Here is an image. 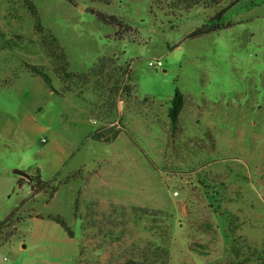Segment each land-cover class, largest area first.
Here are the masks:
<instances>
[{"label": "rangeland", "instance_id": "1", "mask_svg": "<svg viewBox=\"0 0 264 264\" xmlns=\"http://www.w3.org/2000/svg\"><path fill=\"white\" fill-rule=\"evenodd\" d=\"M13 212L0 264H264V0H0Z\"/></svg>", "mask_w": 264, "mask_h": 264}, {"label": "trees", "instance_id": "2", "mask_svg": "<svg viewBox=\"0 0 264 264\" xmlns=\"http://www.w3.org/2000/svg\"><path fill=\"white\" fill-rule=\"evenodd\" d=\"M26 1H30V0H26ZM68 1L70 3H72V4H75V0H68ZM92 1L97 2V1H104V0H92ZM172 1L176 5L183 6L184 9L189 10L191 7H194V6H196V5L200 4V3H203L205 0H172ZM91 11L93 13H95L99 18H103V16H104L99 11H95V10L94 11L91 10ZM110 19L113 20V21H117V19L115 17H110ZM39 27H40L41 30L44 29V27L42 25H39ZM213 30H215V29H213V28L210 29V28H207V27L203 26L202 28H199V29L195 30L190 36L197 37V36H200V35H203V34L210 33ZM50 38H52V40L55 41V37L53 35H51ZM60 50H61V52H62V54L64 56V59H65V64H64V69L62 70V74H64L66 77H70L71 76V73H69V72H67L65 70V67L67 68L68 63H67V60H66V55L64 53V49L62 47H60ZM107 59L108 58L99 59V61L94 64V67L91 69V72L92 71H94V72L97 71V68L101 69L102 68L101 65L104 64L103 61L105 60L107 62ZM33 67H29L28 70H30L33 73H36L38 75H41L42 78L44 79V81L51 87V85H52L51 84L52 83V78L50 77V75L47 72H45L44 70H42L41 68H39V67L38 68L36 66H33ZM124 73L128 74L129 73V70L128 71L127 70H124ZM77 76H79V75H77ZM127 86L128 85H126V87ZM127 88L129 89V87H127ZM127 92L130 93L131 92V89L127 90ZM184 106H185V97H184V94L179 89H176L175 90V94H174L173 98L170 101V107L168 109V116L170 118V122H171L172 129L173 130L176 129L179 116H180V114H181ZM119 134H120V131H116L115 132V136L118 137ZM97 136L100 139H103L104 140V136H102V137H100L99 135H97ZM110 140H112V139H110ZM30 179H31L30 181L29 180L27 181L25 178H23V179H21V181L19 183H20V186H22L26 182H29L30 185H31V188H32V192L34 194H37V193L42 192V191H46L50 187V185L48 184V182H45L44 180H42L41 174H40L39 171L33 177H31ZM54 191H55V188L53 189V192ZM14 212L9 217H7V219L4 222H2L0 224V228H2V226L4 224H6L7 222L10 221V219L14 215ZM51 218L55 219L58 223H60L62 225V227H64L70 234H72L69 226L67 225V223L65 222V220L63 218H61L60 216L51 217Z\"/></svg>", "mask_w": 264, "mask_h": 264}, {"label": "built area", "instance_id": "3", "mask_svg": "<svg viewBox=\"0 0 264 264\" xmlns=\"http://www.w3.org/2000/svg\"><path fill=\"white\" fill-rule=\"evenodd\" d=\"M163 64H162V62L160 61V60H158L157 62H156V66L157 67H160V66H162ZM44 142L46 141V139H44L43 140ZM5 260H6V258H5Z\"/></svg>", "mask_w": 264, "mask_h": 264}, {"label": "water", "instance_id": "4", "mask_svg": "<svg viewBox=\"0 0 264 264\" xmlns=\"http://www.w3.org/2000/svg\"><path fill=\"white\" fill-rule=\"evenodd\" d=\"M16 172L21 173L20 171H16ZM21 174H23V173H21ZM23 175H25V174H23Z\"/></svg>", "mask_w": 264, "mask_h": 264}]
</instances>
